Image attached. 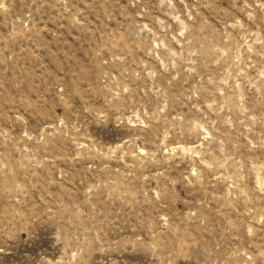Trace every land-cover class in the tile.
Segmentation results:
<instances>
[{
    "label": "rangeland",
    "instance_id": "1",
    "mask_svg": "<svg viewBox=\"0 0 264 264\" xmlns=\"http://www.w3.org/2000/svg\"><path fill=\"white\" fill-rule=\"evenodd\" d=\"M0 264H264V0H0Z\"/></svg>",
    "mask_w": 264,
    "mask_h": 264
}]
</instances>
